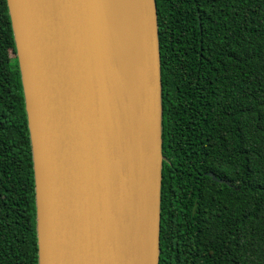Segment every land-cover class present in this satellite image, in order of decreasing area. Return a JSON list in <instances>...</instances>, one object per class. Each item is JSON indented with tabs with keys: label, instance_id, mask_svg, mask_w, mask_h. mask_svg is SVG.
<instances>
[{
	"label": "trees",
	"instance_id": "trees-1",
	"mask_svg": "<svg viewBox=\"0 0 264 264\" xmlns=\"http://www.w3.org/2000/svg\"><path fill=\"white\" fill-rule=\"evenodd\" d=\"M155 1L159 264H264V0ZM36 217L21 75L0 0V264H38Z\"/></svg>",
	"mask_w": 264,
	"mask_h": 264
},
{
	"label": "water",
	"instance_id": "water-1",
	"mask_svg": "<svg viewBox=\"0 0 264 264\" xmlns=\"http://www.w3.org/2000/svg\"><path fill=\"white\" fill-rule=\"evenodd\" d=\"M7 4L33 155L38 264H159L164 156L156 1L134 2V99L118 76L111 0Z\"/></svg>",
	"mask_w": 264,
	"mask_h": 264
},
{
	"label": "bare ground",
	"instance_id": "bare-ground-1",
	"mask_svg": "<svg viewBox=\"0 0 264 264\" xmlns=\"http://www.w3.org/2000/svg\"><path fill=\"white\" fill-rule=\"evenodd\" d=\"M134 2L135 0H111L114 36L120 40L117 61L121 68L118 76L125 85V93L133 99L136 97L135 81L138 77L139 56L134 47L139 25ZM127 110L130 108L127 107Z\"/></svg>",
	"mask_w": 264,
	"mask_h": 264
}]
</instances>
